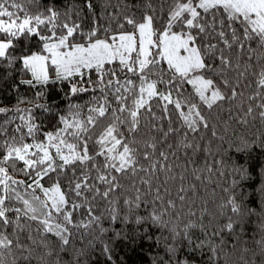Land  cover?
I'll return each mask as SVG.
<instances>
[{"label":"snow or ice","instance_id":"obj_1","mask_svg":"<svg viewBox=\"0 0 264 264\" xmlns=\"http://www.w3.org/2000/svg\"><path fill=\"white\" fill-rule=\"evenodd\" d=\"M34 2L36 0H29V3ZM166 2L167 18L162 22L158 21L151 0H142V3L135 5L125 3L123 22L116 21L115 32H112L111 27L104 28V35L101 37L98 27L83 33L81 25L72 21L73 13L77 17L80 14L73 5H68L63 13L55 6H49L44 12L30 14L16 0H0V64L6 63L11 67L20 63L21 70L31 76L30 79L21 80V83L34 88L37 85L67 82L69 94L72 96L97 90L105 94L104 103L97 101L96 106L88 109L86 120L79 118L78 111L70 110L72 118L61 115L59 121L62 127L45 133V140L40 142L36 141L40 126L34 123L32 109H14L17 113L27 112L28 116L19 117L23 122L15 129V132L20 133L19 142L10 143L5 140L0 144V264H7V257L12 258L11 264H19L20 261L32 264L36 249L48 248V233L54 234L60 241L59 251L54 253L49 249L42 253L39 259L43 261L55 254L56 264H60V253L70 244L69 226L77 229L95 226L102 237L108 229L100 223L104 213L96 214L95 202L98 199L107 202L104 211L111 222H131L137 226L131 235L117 232L115 239L134 243L137 237L143 239L147 236V239L152 241L157 249L152 264H197L195 257L205 247L212 253L211 258L218 261L213 237H222L224 232L231 235L241 218L257 215L254 208H246L235 195H229L220 205L221 209H228L232 214L228 216L227 222L211 235L201 226L206 239L194 238L196 223L190 219L185 222L181 214L176 212L177 202L171 198V190L167 185L179 175L181 185L176 190L177 200L183 202L186 197L180 193L189 190L183 185L184 173L189 167L192 168L194 178L200 180V171L213 173L214 170L220 171L219 166L226 164L225 159L221 157L220 160H213L212 164L205 161L203 169L195 166L197 153L203 151L212 154L210 147L202 148L200 144L189 140V133H199L201 129L207 130L210 127L201 110L203 106L211 110L214 106L220 107L224 102H235L239 97L242 104L248 105L241 122L247 124V117H251L253 120L258 118L264 124V0ZM86 6L92 11L91 0H88ZM132 8L142 10V16L137 17L136 13L131 11ZM62 15L65 17L64 22H61ZM116 16H121L119 10ZM113 19L115 20V17ZM126 25L131 31L126 30ZM42 26L47 30V34L42 32ZM58 28L60 31H57ZM78 36L80 42H77ZM32 37H37L41 42L40 51L16 55L18 41ZM253 44L255 47H252ZM226 51L235 53V60L232 55H226ZM245 54L247 60L242 63L241 57ZM254 59L256 63H253ZM217 60L218 67L209 63ZM162 61L166 62L167 69L158 67ZM114 63H117L118 67H106ZM230 70L236 72L235 83L226 75ZM52 71L55 74L54 79L50 74ZM209 71H213L220 79L208 76ZM92 72L96 73L95 80L90 78L89 74ZM119 73H130L136 79L126 76L121 81ZM153 76L156 78L152 79ZM242 80L246 81L245 88L252 89L246 98L243 91H238ZM184 83L192 85L199 103L193 102L190 96L183 95ZM158 85L166 86L165 91H160ZM109 91L119 107L112 109V122L96 139L99 151L93 156L89 148L91 132L99 118L106 117L108 113ZM173 92L180 98L174 100ZM41 95L42 92L37 93L38 97ZM130 97L131 107L127 104ZM153 98L165 102L163 112L165 117L169 118V124L166 131L163 128L157 129L162 132V136L145 141L144 151L140 153L134 146L139 143L135 133L139 131L141 109L151 113L149 101ZM26 102L23 99L19 101ZM168 105H173L178 113L181 122L179 127L172 126ZM36 107L51 111L45 105ZM79 107L72 105L71 109ZM182 107H186L187 111H182ZM9 111L13 110L0 107V114H7ZM125 113L126 115H123ZM152 118L157 119L154 113ZM125 124L128 126V134L132 137L131 141L119 131V125ZM23 127L27 128L26 135L33 139V143L24 142ZM6 132L7 129L0 126V135ZM211 135L217 136L215 129H212ZM173 136L176 137L175 142L169 143V137ZM11 139L15 142L17 138L13 135ZM33 149L35 151H32ZM256 149L264 153V133L254 141L242 139V146L236 147L235 151L247 154L249 160L245 163H232L231 189L246 184L252 189L250 195L259 198L262 207L259 223L255 225L258 238L254 235L253 243L255 248L264 254V156H261L257 163L252 158ZM182 150L185 156H188V150H191L193 158L188 159L183 171L177 174L176 170L181 165L171 160H179ZM138 155L143 156L147 167L140 164ZM97 156L103 157V161H98ZM57 159L61 161L60 164L56 163ZM17 162H23L24 167L17 169ZM9 168L23 173L31 182L15 179L10 175ZM69 168L73 175L67 177L69 191L65 192L59 177L67 176ZM52 173L57 174V181L50 187H44L41 181L45 177L51 180ZM139 173H144L140 181L146 189L133 184L131 192L134 194H126L120 179ZM224 174L220 171V175ZM161 175L164 176L163 180ZM101 186H104L103 190ZM190 187L195 189V185ZM21 188L24 189L23 192ZM37 190L43 194V199L36 194ZM224 191L230 190L225 188ZM121 197L126 209L123 216L120 208ZM13 201L22 204V207L14 206ZM68 205L71 211L66 207ZM142 207L144 214L139 213ZM79 210H84V219L76 222L74 213ZM10 213H14V216H10ZM27 221L38 223L39 241L33 237L31 225ZM240 227L243 231L242 224ZM9 228L11 232L8 231ZM141 228L143 232L140 231ZM25 230L28 235L22 238ZM25 239L28 243L24 242ZM91 243L92 241H89L90 245ZM102 243L103 252L108 260H111L110 242ZM221 243L223 244V240ZM73 251L75 264H80L79 258L85 255L84 250ZM244 251L249 249L245 248Z\"/></svg>","mask_w":264,"mask_h":264},{"label":"trees","instance_id":"obj_2","mask_svg":"<svg viewBox=\"0 0 264 264\" xmlns=\"http://www.w3.org/2000/svg\"><path fill=\"white\" fill-rule=\"evenodd\" d=\"M17 3L22 4L30 14H36L39 12H44L47 7L55 6L59 11H63L67 8L68 5H73L76 7V10L79 11V16L77 17L75 13L72 15V21L81 25V31L83 33L89 32L92 28L98 27L100 29V35L103 37V29L106 27H111L112 32L117 30V23L123 22V8L124 4L135 5L137 3H142V0H91L93 5L92 11H89L87 8L88 0H36L34 3H29V0H16ZM153 8L155 9V14L158 18V21L162 22L167 18L168 12V2L166 0H151ZM170 2V0H169ZM11 11H16V9H10ZM121 12V16H116L117 11ZM131 11L135 12L137 17L142 16V10L137 8H132ZM23 15V13H20ZM115 17V20L113 19ZM65 17L61 16V22H64ZM160 24H157L159 27ZM41 30L44 34H47V30L41 27ZM126 30L131 31V28L126 25ZM57 31H60L58 28ZM179 31V29H177ZM111 34V32L109 33ZM77 42L79 41V36L77 37ZM215 43V41H213ZM252 47H255L253 44ZM41 42L37 37H32L30 39H21L17 43L15 54L19 55L23 53H30L33 51H40ZM259 51V50H258ZM226 55H232L233 60H235V53L226 51ZM247 60V54L241 57V62ZM209 63H214V67L219 66V61H209ZM253 63H256V60H253ZM107 68L118 67L117 63L113 65H106ZM158 67L167 69L166 62H161ZM22 66L20 63H16L13 66L9 67L6 63L0 64V107L12 109L7 114H0V126L7 129V132L4 135H0V144L4 143L7 140L10 143H18L20 140V133L15 132L17 125H22L20 120V115H24L26 118L28 113H17L14 111L15 108L21 109H32V116L34 123L40 126V131L36 134V141H44V134L47 132L56 131L57 127H62L59 121L61 115L69 116L71 111H78L80 113V119L86 120L89 115L88 109L90 107L96 106L97 101L104 103V93H101L99 90L92 92L88 91L85 93H79L75 96L69 94L68 83L67 82H56L49 83L47 85H37L36 87H29L26 84L21 83V80L30 79V74H26L21 70ZM51 77L54 79V71L51 73ZM92 80L96 79V73L92 72L89 74ZM208 76L219 80L220 77L216 76L213 71L207 73ZM226 75L233 80L235 83L236 72L228 71ZM132 77L130 73H119L121 81L125 77ZM156 77L153 76L152 79ZM137 85L139 81L136 80ZM246 81H241V87L238 91H243L245 93V98L247 95L251 94L252 89L245 88L244 84ZM87 86V85H85ZM164 85H158L160 91H165ZM38 92H42L43 95L37 96ZM182 92L185 97L190 96L193 102L199 103L198 97L195 96L194 89L190 84L184 83L182 85ZM124 95H128L124 93ZM95 97V99H94ZM175 92H173V99H178ZM23 99L27 101L26 103H19ZM165 102L160 101L158 98H153L149 101L151 105V113L146 112L144 109H141V119L139 125V131L135 133V138L139 142L134 146L138 148V151L142 153L144 151V142L150 141L153 137L159 139L162 136V132L157 129L163 128L167 130L169 124V118L165 117L163 112V105ZM107 104H108V113L106 117L99 118L97 125L94 127L91 132L92 139L89 141L90 154L95 156V153L99 151V147L96 145L95 141L99 138V135L103 130L108 126L109 123L113 120L112 109L118 108L114 96L111 94V91L107 93ZM127 104L132 106V98L130 97L127 101ZM36 105H45L51 109V111H45L43 108H37ZM72 105H79L78 109H71ZM247 103H241L239 97H237L235 102H224L220 107H213L209 110L206 106L201 108L203 114L206 116L209 122V129H201L199 133H189V140L198 143L203 147H210L211 155L200 151L195 156V166L198 169H203L205 161L208 164H212L213 160H220L223 157L226 161L225 165L219 166L220 171H223L225 174L220 175V171L214 170L213 173L207 171H200L199 175L201 176L200 180H196L192 175V168L189 167L188 171L184 173L185 180L183 185L189 190L186 193H180L185 195L186 199L183 202L177 200V188L180 187L181 181L179 180V175L175 181H169L167 187L171 190V198L176 200L177 208L176 212L180 213L182 219L186 222L189 219L196 223L197 227L193 230L194 238H199L201 240L206 239L201 231V226H203L209 235L213 231H218L220 227L227 222L229 215H232L230 210L221 209L220 205L224 203L226 198L229 195H235L238 200L242 201L244 206L252 207L255 209L257 215L245 216L240 219V223L237 225L234 233L229 235L227 232H224L222 237L217 236L213 237L215 246L218 254V261L212 259V253L207 247L203 249L201 253H197L195 259L197 264H264V254H261L258 249L255 248L253 243V236L258 234L255 232V225L259 223L260 212L262 205L259 202V198H253L250 193L252 192L251 188H248L247 185L242 187H237L231 189V180L232 176L230 175V168L233 162L245 163L249 160V156L245 153H237L235 151L237 146H242V139L248 141H254L257 136L264 133V124L260 122L257 118L253 120L251 117H247L248 123L244 124L241 122L244 116V110L247 108ZM169 112L171 113L170 119L173 127L180 126V120L178 113L174 109L173 105H168ZM182 111H187L186 107H182ZM152 113L155 114L157 119L152 118ZM117 115H121L117 113ZM123 115H126L123 114ZM163 117V118H162ZM162 118V119H161ZM11 120V123H6V121ZM155 126V127H154ZM212 129H215L217 136L213 137L211 135ZM22 131L25 133L24 142L33 143V139L26 135L27 128L23 127ZM119 131L124 134L128 140L131 141L132 137L128 134V126L119 125ZM183 133H181L182 135ZM15 135L16 141H12L11 137ZM203 137V139L201 138ZM176 137H169V143L175 142ZM34 151V149L32 150ZM180 159L176 160L172 158L171 162L178 163L181 165L178 168L177 174L183 171V166L188 159H192L191 150H188V156L184 155L183 150L179 153ZM261 156H264V153H261L259 149L254 150L253 159L258 163ZM138 160L140 164H143L147 167V162L144 161L142 155H138ZM230 158V159H229ZM98 161H103V157L97 156ZM57 164H60L61 161L56 160ZM23 162H17V169L23 168ZM9 173L17 180H26L31 182L28 178L21 172L13 171L9 168ZM35 175V173H33ZM52 179L45 177L41 183L44 187H50L52 183L57 181V174L52 173ZM73 172L69 168L67 176L61 175L59 177L60 182L62 183V190L65 192L69 191L68 187V178L72 176ZM79 175V172H77ZM119 176V174H117ZM144 173H139L136 176L129 174L126 177L120 179V183L123 185L124 192L126 194H134L131 192V187L135 184L137 187L146 189V186L141 184L140 177ZM93 176L95 173L93 172ZM161 179H164V176L161 175ZM195 185L193 190L190 186ZM104 186H101L103 190ZM228 188L230 191L225 192L224 189ZM21 192L24 191L23 188L20 189ZM31 191V190H29ZM42 198V194L39 190L36 192ZM151 197H149V200ZM253 199L255 202H252ZM123 197H121V216L124 215L126 209L122 203ZM79 202V201H77ZM16 207H22V204L13 201L12 202ZM97 210L96 214L100 215L104 213V218L101 220V224L104 228L108 229L101 237L98 228L95 226L84 229V228H75L69 226L70 228V244L66 246L64 252L60 253V264H75V253L76 250H84L85 255L80 257V264H152V260L157 252L156 247L153 245L152 241L147 239L145 236L143 239L139 237L136 238L135 242L124 239H115V234L128 233L131 235L133 230L137 228L134 223H123V222H111L108 218V214L104 211L107 207V202L104 200H97L96 202ZM69 211H71L70 205L66 206ZM84 210H79L74 213V220L76 222L84 219L82 215ZM140 214H144V208L142 207L139 210ZM194 213V215H190ZM223 213V214H222ZM10 216H14V213H10ZM167 218V217H166ZM175 219V217H173ZM233 219H237L233 217ZM31 225V233L33 237L39 241L40 235L37 231L39 227L37 222L27 221ZM243 225L244 230L241 231L240 225ZM11 232V228L8 229ZM143 232V229H140ZM155 231L154 229L152 230ZM151 232L149 233V235ZM28 235V231L22 234V238ZM48 241V248H37L32 264H56L57 256L53 254L51 257H46L43 261L39 259L40 255L49 249L53 250L54 253L59 251L60 241L54 234H46ZM94 237H101L100 239H94ZM111 238V240H110ZM223 240V244L221 241ZM89 241H92L91 245ZM103 242H110L112 247V259L108 260L106 254L103 252ZM25 243L28 241L25 239ZM36 247V246H34ZM247 248L249 251L245 252L244 249ZM7 264H11L12 258L7 257ZM19 264H24L23 261H20Z\"/></svg>","mask_w":264,"mask_h":264},{"label":"rangeland","instance_id":"obj_3","mask_svg":"<svg viewBox=\"0 0 264 264\" xmlns=\"http://www.w3.org/2000/svg\"><path fill=\"white\" fill-rule=\"evenodd\" d=\"M190 85H191V84H190ZM191 86H192V85H191ZM45 142H46V141H45ZM34 151H35V150H34ZM52 152H53V155H54V149L52 150ZM41 194H42V193H41ZM42 198H44V197H43V194H42Z\"/></svg>","mask_w":264,"mask_h":264}]
</instances>
